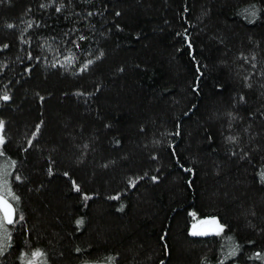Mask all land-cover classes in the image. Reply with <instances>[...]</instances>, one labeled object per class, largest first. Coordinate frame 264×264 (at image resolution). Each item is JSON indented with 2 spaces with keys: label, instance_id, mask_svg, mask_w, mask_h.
<instances>
[{
  "label": "trees",
  "instance_id": "trees-1",
  "mask_svg": "<svg viewBox=\"0 0 264 264\" xmlns=\"http://www.w3.org/2000/svg\"><path fill=\"white\" fill-rule=\"evenodd\" d=\"M0 122V264H264V0H0Z\"/></svg>",
  "mask_w": 264,
  "mask_h": 264
},
{
  "label": "rangeland",
  "instance_id": "rangeland-1",
  "mask_svg": "<svg viewBox=\"0 0 264 264\" xmlns=\"http://www.w3.org/2000/svg\"><path fill=\"white\" fill-rule=\"evenodd\" d=\"M1 130L2 129H0V137H1ZM1 144L2 143H0V146ZM194 231L203 234H219L221 232V227L215 221L209 220L202 222L200 227L198 229H195Z\"/></svg>",
  "mask_w": 264,
  "mask_h": 264
},
{
  "label": "water",
  "instance_id": "water-1",
  "mask_svg": "<svg viewBox=\"0 0 264 264\" xmlns=\"http://www.w3.org/2000/svg\"><path fill=\"white\" fill-rule=\"evenodd\" d=\"M0 197H2V196L0 195ZM3 199L7 202L8 205H10L9 219L12 220V223H7V221H6V219H5V215H4V210H0V215H1V217H2V220H3L4 224H5L6 226H10V225H12L13 222H14L15 212H14V209H13L12 205L7 201V199H5L4 197H3ZM0 209H4V205L0 204ZM200 225H201L200 222L195 223V224L192 226V230L198 229V228L200 227Z\"/></svg>",
  "mask_w": 264,
  "mask_h": 264
},
{
  "label": "snow or ice",
  "instance_id": "snow-or-ice-1",
  "mask_svg": "<svg viewBox=\"0 0 264 264\" xmlns=\"http://www.w3.org/2000/svg\"><path fill=\"white\" fill-rule=\"evenodd\" d=\"M7 97H5L6 99ZM3 128V123L0 122V129ZM0 143H3V138L0 137ZM78 190V189H77ZM0 204L4 205V209H0V210H4V215H5V219L7 221V223H12V220L9 219V210H10V205L7 204V202L3 199V197H0ZM82 223V221H81ZM206 223V222H205ZM193 235H198V234H203V233H198V232H193ZM34 255L39 256L41 255L39 252L35 253Z\"/></svg>",
  "mask_w": 264,
  "mask_h": 264
}]
</instances>
